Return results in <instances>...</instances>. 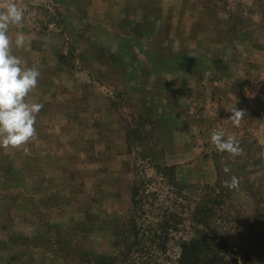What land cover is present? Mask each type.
I'll list each match as a JSON object with an SVG mask.
<instances>
[{"label":"rangeland","instance_id":"374dc122","mask_svg":"<svg viewBox=\"0 0 264 264\" xmlns=\"http://www.w3.org/2000/svg\"><path fill=\"white\" fill-rule=\"evenodd\" d=\"M9 3L24 12L11 52L40 71L26 100L42 108L30 141L0 147V264H175L189 225L156 250L148 236L184 204L166 167L190 194L235 173L225 251L264 264V0ZM221 129L239 152L216 149ZM136 186L155 201L133 222Z\"/></svg>","mask_w":264,"mask_h":264},{"label":"trees","instance_id":"16d2710c","mask_svg":"<svg viewBox=\"0 0 264 264\" xmlns=\"http://www.w3.org/2000/svg\"><path fill=\"white\" fill-rule=\"evenodd\" d=\"M255 163H264V159ZM172 169L166 167L163 170L168 173L165 174L168 185L178 195L176 198L181 199L184 204L178 205V208H181L179 212L173 211L170 207L169 210L165 209L161 213L162 215H157V217L154 216V211L150 212L156 219L155 226H151V230L148 231V236L152 239L149 241L154 250L159 249L163 244L166 245L172 239L171 235L179 231L177 229L179 226L185 229L188 224L190 229L188 236L178 241L179 256L175 264H254L249 253L239 255L238 259H234L226 253L227 237L221 231L222 227L218 225V221H221L219 219L223 220L226 216L225 205L228 195L223 194V192L225 191L224 188L229 189L232 182L229 179L230 174H226L223 168L217 169L218 181L215 186H205L199 188L197 194H190L187 186L175 181ZM231 177L236 179L237 176L232 173ZM140 192L137 186L131 189L132 206L134 208L132 213L133 222L136 221L137 217L146 213L140 212L145 205L153 207L155 201L153 199L149 200L148 196L141 198ZM172 200L171 197L167 198V202L173 204ZM139 212L140 216H137ZM159 241L164 242L160 243Z\"/></svg>","mask_w":264,"mask_h":264},{"label":"clouds","instance_id":"9594fccd","mask_svg":"<svg viewBox=\"0 0 264 264\" xmlns=\"http://www.w3.org/2000/svg\"><path fill=\"white\" fill-rule=\"evenodd\" d=\"M24 12L15 3H9L0 11V147H19L25 145L36 134V114L42 108L40 103H29L26 97L38 84V67L22 66V60L11 52L12 41L8 32L10 25L22 23ZM23 34L17 35L15 45L22 47ZM242 111L233 110L230 119L242 116ZM224 131L217 130L211 141L218 151L239 152L235 141L224 138ZM235 178L233 185L235 186Z\"/></svg>","mask_w":264,"mask_h":264}]
</instances>
